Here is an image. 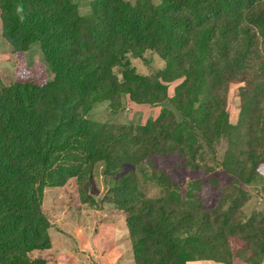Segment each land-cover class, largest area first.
I'll return each mask as SVG.
<instances>
[{
	"label": "trees",
	"instance_id": "obj_1",
	"mask_svg": "<svg viewBox=\"0 0 264 264\" xmlns=\"http://www.w3.org/2000/svg\"><path fill=\"white\" fill-rule=\"evenodd\" d=\"M160 1L95 0L81 15L74 0H0L2 36L17 63L14 83H0V264H58L45 190L61 188L62 210L79 209L99 164L113 179L135 264H264V212L248 217L242 202L245 187L264 180V0ZM35 44L44 63L29 67ZM147 53L165 68L139 74L132 61ZM126 99L173 111L141 126L89 118L98 102L116 115ZM222 138L234 193L216 207L194 193L182 199L166 170L145 164L194 156ZM126 165L134 169L120 176ZM139 171L165 196L147 197Z\"/></svg>",
	"mask_w": 264,
	"mask_h": 264
},
{
	"label": "rangeland",
	"instance_id": "obj_2",
	"mask_svg": "<svg viewBox=\"0 0 264 264\" xmlns=\"http://www.w3.org/2000/svg\"><path fill=\"white\" fill-rule=\"evenodd\" d=\"M81 15H88L91 13V7L95 0H74ZM131 4H136L140 0H126ZM155 6L160 4V0H150ZM0 36V58L3 60H10L4 50V45H8L7 42ZM145 61L133 60L132 63L139 74L152 75L165 68L164 62L157 56L151 53L145 55ZM43 62V56L39 44L32 46L27 54V63L29 66L33 65V61ZM7 62V61H6ZM2 64L0 68H7V64ZM8 69V68H7ZM8 71V70H6ZM10 76V75H9ZM12 78H15L12 72ZM8 80V79H7ZM5 79V81H7ZM179 82L170 84V94L173 95L175 88L179 85ZM6 84H10L7 81ZM239 86L233 85L229 93V112L232 117V121H237L240 114V99L238 97ZM172 107L168 103L158 105H136L131 100L126 99L124 108L116 115L110 111L109 103L107 101L98 102L89 118L95 122H103L107 120H114L116 122L125 123L133 126L146 125L164 113H171ZM161 114V115H160ZM178 121H181V117L178 113L175 114ZM228 143L225 138H222L214 148H208L207 146L200 144V150L196 155L192 156L189 150H186L185 156H171L170 158H155L151 162L145 163L149 168L163 169L170 174L175 183V191L177 195L182 196L185 199L188 194L194 193L203 198L204 204L207 208H213L220 204L222 197L228 193H234V186L231 183V178L222 172L221 165L224 161V155L227 150ZM194 163L200 165L201 168L213 169V172L204 173L192 172L189 169V164ZM134 169L132 165H126L123 168L120 176L126 174L128 171ZM103 166L99 164L95 171V178L92 187L88 190L87 195L84 198V205L75 210H62L60 203L63 196V190L61 188H48L44 194V207L51 216V222H56L59 219H74L80 220L85 218H93V213L101 210V207H109L108 204L114 206L113 215L120 219V222L126 224L125 216L123 213L118 212L115 208L113 201V179L103 176ZM140 190L149 198L160 199L165 196L166 189L164 185L155 178H152L151 174L145 175L143 172L138 173ZM264 180L263 178H257V182L253 186L245 187L243 191V203H247L246 212L248 217L254 213L264 212ZM229 206V204H227ZM108 217V216H107ZM99 219L98 216L95 217ZM101 219H107L101 217Z\"/></svg>",
	"mask_w": 264,
	"mask_h": 264
},
{
	"label": "crops",
	"instance_id": "obj_3",
	"mask_svg": "<svg viewBox=\"0 0 264 264\" xmlns=\"http://www.w3.org/2000/svg\"><path fill=\"white\" fill-rule=\"evenodd\" d=\"M0 36L3 38L1 19ZM7 44L4 45V50L7 52L5 58L8 56L10 60L0 58V63L7 64L8 68H0V83L4 86H11L16 79L17 63L11 45L8 42ZM37 63H44V58L43 62L38 60L33 61L32 66H29L28 63L27 65L33 67ZM12 72L15 75L14 79ZM5 79H8L10 84H6ZM108 206L101 207V210L93 213V218L80 220L66 218L52 222L50 229L52 253L55 255L58 264H135L127 226L113 215L114 206L111 204ZM96 216L99 219H96ZM102 216L107 219H101ZM188 264L219 263L194 261Z\"/></svg>",
	"mask_w": 264,
	"mask_h": 264
},
{
	"label": "clouds",
	"instance_id": "obj_4",
	"mask_svg": "<svg viewBox=\"0 0 264 264\" xmlns=\"http://www.w3.org/2000/svg\"><path fill=\"white\" fill-rule=\"evenodd\" d=\"M20 11H22V7L17 8V12H20ZM21 19H23V17H21Z\"/></svg>",
	"mask_w": 264,
	"mask_h": 264
}]
</instances>
